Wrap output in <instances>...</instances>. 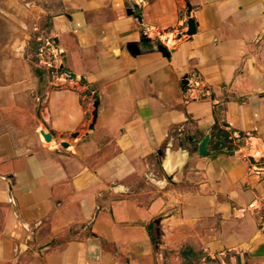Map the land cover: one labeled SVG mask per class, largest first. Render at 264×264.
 I'll return each instance as SVG.
<instances>
[{
    "label": "crops",
    "instance_id": "0c3cea01",
    "mask_svg": "<svg viewBox=\"0 0 264 264\" xmlns=\"http://www.w3.org/2000/svg\"><path fill=\"white\" fill-rule=\"evenodd\" d=\"M41 1L64 69L2 64L0 264H264V0Z\"/></svg>",
    "mask_w": 264,
    "mask_h": 264
},
{
    "label": "rangeland",
    "instance_id": "374dc122",
    "mask_svg": "<svg viewBox=\"0 0 264 264\" xmlns=\"http://www.w3.org/2000/svg\"><path fill=\"white\" fill-rule=\"evenodd\" d=\"M54 10L53 5L41 0H0V82L4 78L1 71L3 62L16 59L25 66L29 65L32 76L40 79L35 88L48 80L56 83L63 68L55 56L51 35ZM19 69L23 70L20 63ZM52 86L60 87L58 84ZM40 106L36 113L41 118ZM155 177H163L160 166L155 167ZM135 187L154 189L152 183L149 185L144 181L135 182ZM153 195L151 192L144 199L149 200ZM187 253L189 256L183 264H201L200 255L192 250Z\"/></svg>",
    "mask_w": 264,
    "mask_h": 264
},
{
    "label": "water",
    "instance_id": "95a60500",
    "mask_svg": "<svg viewBox=\"0 0 264 264\" xmlns=\"http://www.w3.org/2000/svg\"><path fill=\"white\" fill-rule=\"evenodd\" d=\"M139 6L138 3H135L133 7H130L128 9V13L129 14H134V8H137ZM188 6V10L189 12H191V6L190 4H187ZM136 17L138 18V20L140 22H142V16L140 14H136ZM195 32V21L194 18L192 17V15H190L189 19H188V29L182 32H179L176 34V36L174 37V43L178 42L179 40L185 38L188 35H192ZM152 38L149 37L146 33H142V38L141 41L145 42V41H150ZM127 48L130 51V53L132 55H138L141 53V49H140V44L138 42H130L127 44ZM158 50L161 51L165 56H170V49L163 43L158 44L157 46ZM61 68L64 69V65H61ZM65 73L67 74V76L71 79H76L78 76L76 73L72 72V71H68L66 70ZM80 79L84 80L85 77L84 76H80ZM93 111H92V120L91 123L89 125V129H94V124L96 122L97 116H98V107H99V100H95L94 104H93ZM41 134L43 135L44 139L46 141H51L52 140V133L51 132H46L45 130H42ZM74 137L78 136V133H74L73 134ZM211 139V135L210 134H206L205 137L201 140V142L198 144V146L196 147V150H198L199 154L201 156H208L210 154V150L208 148L209 142ZM63 147H68L69 143L67 141H63L61 144ZM158 244H160V241L158 242Z\"/></svg>",
    "mask_w": 264,
    "mask_h": 264
},
{
    "label": "trees",
    "instance_id": "16d2710c",
    "mask_svg": "<svg viewBox=\"0 0 264 264\" xmlns=\"http://www.w3.org/2000/svg\"><path fill=\"white\" fill-rule=\"evenodd\" d=\"M219 152H231L236 148L235 138L227 129L224 122H216L212 129V139L210 142ZM156 240V239H155Z\"/></svg>",
    "mask_w": 264,
    "mask_h": 264
},
{
    "label": "bare ground",
    "instance_id": "6f19581e",
    "mask_svg": "<svg viewBox=\"0 0 264 264\" xmlns=\"http://www.w3.org/2000/svg\"><path fill=\"white\" fill-rule=\"evenodd\" d=\"M173 42H175V41H174V38H173Z\"/></svg>",
    "mask_w": 264,
    "mask_h": 264
}]
</instances>
